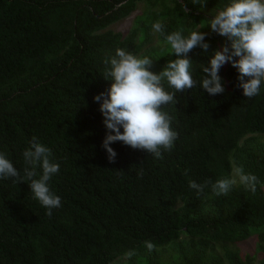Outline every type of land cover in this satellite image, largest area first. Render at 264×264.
Returning <instances> with one entry per match:
<instances>
[{"label": "trees", "instance_id": "16d2710c", "mask_svg": "<svg viewBox=\"0 0 264 264\" xmlns=\"http://www.w3.org/2000/svg\"><path fill=\"white\" fill-rule=\"evenodd\" d=\"M142 1L150 8L129 35L111 29ZM230 2L0 0V153L23 174L22 153L37 137L60 165L49 187L61 198L49 217L28 183L0 180V264H264V86L245 97L226 63L222 94L198 84L163 108L178 132L170 152L155 158L118 141L109 145L114 162L102 146V101L93 99L111 86L104 61L117 48L150 50L158 74L177 58L165 40L175 31L207 34L209 48L188 54L202 80V67L230 45L209 27ZM157 22L164 47L147 48ZM237 167L258 177L255 193L235 178ZM207 179L236 182L227 195L206 188L198 197L189 182ZM251 238L255 255L237 248Z\"/></svg>", "mask_w": 264, "mask_h": 264}, {"label": "clouds", "instance_id": "9594fccd", "mask_svg": "<svg viewBox=\"0 0 264 264\" xmlns=\"http://www.w3.org/2000/svg\"><path fill=\"white\" fill-rule=\"evenodd\" d=\"M193 3H200V0H193ZM209 27L212 32L226 37L230 45L216 51L209 66L202 67L205 75L199 82L193 78V63L188 54L197 47L205 51L209 48L205 41L207 34L201 31H192L188 36L183 35L182 30L166 35L171 53L177 58L168 61L158 74L152 71L154 63L151 58H140L121 48L116 49L114 57L105 59L102 75L112 83L106 93L101 92L93 99L102 101L99 111L109 130L102 146L110 162H114L117 154L109 145L118 141L132 149L146 151L155 158L170 152L178 139V132L172 127L173 117L163 108L177 103V92L196 88L198 84L209 95L222 94L225 88L218 73L226 63L237 69L238 87L243 89L245 97L251 99L260 94L264 86V0H231L211 18ZM153 29L164 34V26L160 22L155 23ZM165 78L174 91L164 89L162 81ZM22 155L25 163L23 174L4 153H0V180L28 183L34 199L50 217L52 210L61 206V198L49 187V181L59 172L60 165L51 160V149L37 137L32 138ZM37 168L42 169L39 176ZM235 173L247 190L256 192L260 183L256 175L245 174L242 167H237ZM235 182L234 179L215 182L207 179L202 184L190 181L189 187L196 191L198 197L206 188L212 195L221 196L227 195ZM146 246L150 251L155 247L150 242H146ZM133 254L128 253L129 256Z\"/></svg>", "mask_w": 264, "mask_h": 264}, {"label": "rangeland", "instance_id": "374dc122", "mask_svg": "<svg viewBox=\"0 0 264 264\" xmlns=\"http://www.w3.org/2000/svg\"><path fill=\"white\" fill-rule=\"evenodd\" d=\"M150 8V6L147 4L146 1H142L138 4L136 11L130 15L128 18L124 19L121 22H118L114 25L111 26V29L115 32H121L124 33L125 35H129L136 27H137V22L139 19H141L143 16H145L147 13V9ZM151 10H157L156 8H152ZM142 23V21H141ZM152 36L153 40L150 44L147 45V48L149 47H161V41L158 37V32L152 30ZM141 39V36H140ZM162 47H164L162 45ZM144 56H147L149 58H153L154 54L150 50H144L142 51L141 54L137 55V57L143 58ZM235 178H238L236 173H234ZM238 249H240L243 253H250L251 255L256 254V240L255 238L249 239L247 242L240 244L237 246ZM119 264H126V262H122Z\"/></svg>", "mask_w": 264, "mask_h": 264}]
</instances>
